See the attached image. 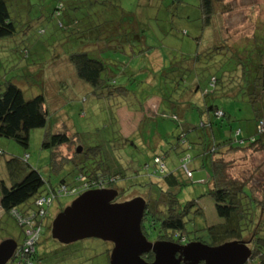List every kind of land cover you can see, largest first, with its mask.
<instances>
[{
  "label": "trees",
  "instance_id": "1",
  "mask_svg": "<svg viewBox=\"0 0 264 264\" xmlns=\"http://www.w3.org/2000/svg\"><path fill=\"white\" fill-rule=\"evenodd\" d=\"M17 1L0 0V40L19 35L8 4L10 3L13 11L22 10L20 2L18 4ZM153 1H142L144 7L140 10L143 16L144 9L151 8ZM180 1L171 0V3ZM224 1L200 0L199 19L202 21V30L209 28L214 21L217 27L215 17L229 13L230 8ZM52 13L56 18H66V28H78L77 31L72 30L69 33L68 39L78 37L77 39L84 40L78 51L67 54V60L72 65L77 79L89 86L93 98L106 97L110 101L116 100L120 102L119 106H125L135 112L142 110L150 99L158 97L160 101L156 115L160 114L162 119L177 123L185 119L187 112H198L201 125L197 128L200 130L195 131V128L187 126L174 137L170 146L171 150L181 154L179 157L185 154L201 163L202 167L207 164L210 170L211 187L197 200L209 196L213 200L215 213L222 222L210 226H206L204 222L202 231L205 233L196 237V241L205 243L203 239L208 238L211 246L230 241H244L251 249V257L246 264H264V180L253 187L250 185L251 179L248 181L234 177L228 171L232 167V161L225 159L227 155L246 154L248 151L264 155V31L258 38L252 37V42L243 46L228 47L222 39L210 48H197L192 54L179 57L173 55L167 59L160 47L147 45L145 32L148 28H145V21L138 20L136 13L128 14L121 10L115 0H72L69 3L67 0H56ZM76 13H79L80 17L73 15ZM110 26H116L119 32L110 30L111 35L107 36ZM58 27H63L61 22ZM26 40L15 51L20 59L26 58L29 53ZM113 40L118 46H115ZM130 42L136 43L134 47L137 50L131 53L139 60L138 67L140 62L143 63L142 67L135 73L131 70L132 73L126 77L122 76L123 73L115 75L107 68L106 61L110 57H102L115 55L124 46H129L132 50L133 45ZM87 45L91 46L87 48ZM140 75L145 76L140 83L153 86L154 95L147 94V90L143 91L144 85L136 84L130 87L134 82H139L137 76ZM122 77L125 78L121 79ZM139 95H142L140 100ZM225 99H229L235 106L242 103L250 107L251 114L250 118H247V124L254 123L252 134L246 132L245 135L242 130H237L234 139L216 140L213 127L228 124L231 129L230 120L234 118L226 111V107L221 105L220 100ZM130 101H134L135 106H130ZM217 112L224 116L217 118ZM203 116L206 118L202 119ZM48 123L49 111L43 94L26 99L13 81H5L4 89L0 93V139L12 140L27 148L30 132L44 129L41 148L52 151L49 162L51 170L61 171L70 165L74 171L70 183L67 184L63 179L58 185L52 186L44 181L39 170L32 168L26 160L11 155L6 157L0 149V156L5 158L4 170L9 181L8 185L0 181V209L3 216L12 219L20 231L22 239L17 243L18 247L26 240V226L19 222L21 219L32 216L34 230H38L33 251L23 253L22 256L19 254V258L12 259L8 264H35L40 261L37 246L43 232L50 240L57 242L51 238V225L48 223L49 210L56 199L69 195L79 196L99 188L115 190L117 198H120L128 187H123V184L135 176H128L125 167L112 162V158L107 154L109 150L105 152L101 145L85 147L79 133L70 134L65 127L64 130L49 128ZM119 139L130 143V138ZM155 140L154 147L161 143V140L157 142L156 137ZM131 144L134 145L133 142ZM78 146L80 151L77 150ZM62 147H74L73 156L64 155L57 159L55 151ZM165 155L154 154L151 165H145L144 175L147 181L143 186H146L147 190L153 189L158 200L163 203H158L156 197L151 198L152 192L148 191L142 196L146 201V208L141 230L144 235L149 228L151 231L156 230L154 239L157 241L184 244L190 240L189 234L198 232L195 221H204L205 212L197 204V200L183 202L179 199L178 194L184 185L173 171L166 169ZM157 158L164 165L163 172L155 165ZM191 172L193 176V170ZM188 180L192 181V177ZM42 198L43 204L37 205ZM150 203L154 204V209ZM156 204L158 205L155 206ZM162 204L165 205L163 212H157L156 209ZM6 239L14 240L12 236L3 240ZM64 247L52 252L54 259L59 257L61 249L66 250ZM112 248L111 244L104 264H109ZM70 258L69 255H60L58 264L89 263V260L81 256L72 262ZM151 258L152 253H148L147 260Z\"/></svg>",
  "mask_w": 264,
  "mask_h": 264
},
{
  "label": "rangeland",
  "instance_id": "2",
  "mask_svg": "<svg viewBox=\"0 0 264 264\" xmlns=\"http://www.w3.org/2000/svg\"><path fill=\"white\" fill-rule=\"evenodd\" d=\"M67 1L69 3L72 0ZM142 1L115 0V3L124 12L136 13L138 20L145 21V28H148V31L145 32L147 45L160 47V51L167 59L173 55L179 57L183 54H192L197 48L198 50L210 48L222 39L228 47L243 46L246 43H251L252 37L258 38L264 31V0H225L226 6L230 8L229 13H222L215 17L218 23L217 27H215L216 21H214L213 25L203 30L202 21L199 19L200 0H181L177 3H171V0H154L151 8L144 9V16L140 10L144 7ZM17 2L18 4L20 2L22 10L15 9L13 11L10 3L8 4L19 35L0 40V93L4 89L5 81H13L22 90L26 99L43 94L49 111V128L57 127V130H64L65 127L70 134L79 133L85 147L101 145L105 152L109 150L107 154L112 158V162L127 169L128 176L135 174L134 179H128L123 184V187L125 185L131 187L129 189L127 187L125 193L122 191L124 196L120 195V198L115 199L114 202L123 203L135 197H142L149 191V193L152 192L151 198L156 197L158 203H163L158 200L153 189L147 190L146 186H143L147 181V177L144 175L145 165H151L154 154H166V169L173 171L174 175L179 177L183 183L184 186L181 187L178 194L181 201L197 200L198 197L204 195L211 187L209 184L210 170L207 164L202 167L201 163L196 162L195 159L190 157L187 159L185 154L179 157L181 154L178 155V152L170 149L174 137L187 126L195 128V131L200 130L197 128L201 125L198 112H187L186 118L177 123L162 119L160 114L156 115L158 113L155 104L157 100H154L155 103L149 101L150 103L144 104L142 110L133 112L125 106H119V101H110L106 97L93 98L89 92V86L77 79L72 65L67 60V54L78 51L84 40L83 38L77 39L78 37L67 38L72 30L77 31L78 28L68 29L65 26L66 18H56L52 15L56 0H18ZM73 15L80 17L79 13ZM59 22L62 23V28L58 27ZM112 27L116 28V26H110L107 36L111 35L110 30L119 32L118 28H114V30L111 29ZM25 39H27L26 45L29 48V53L26 58L20 59L15 51ZM130 43L133 45L132 50L129 46H124L115 55L108 54V56L102 57H110L105 61L108 70L113 74L123 73L122 76L126 77L132 71L135 73L137 69L139 70L143 64L140 62L138 67L139 60L131 53L132 51L136 52L137 48L134 47L136 43ZM115 46L118 45L115 43ZM144 78V75L137 76L139 82H134L135 84L130 87L141 84L144 85L143 91L147 90V94L154 95L153 86L140 83ZM141 96H138L139 100ZM134 103V101L129 102L132 107L135 106ZM231 104L233 105V103ZM226 111H229L234 117L230 120L232 128L229 129L228 124L223 127L219 125L213 127V135L217 141L224 138L234 139L236 131L242 129V124L248 123L247 118H250L249 114H251L250 107L242 103L236 104L235 107L228 106ZM223 116L221 113L217 118ZM182 117L184 118L183 115ZM224 122L226 121L224 120ZM44 132V129L32 130L29 134L27 148L21 147L12 140L0 139V149L6 154V157L11 155L26 160L32 168L39 170L43 180L50 185L56 186L63 179L68 184L73 179L74 171L70 165L65 166L61 171L51 170L49 162L52 151L41 148ZM242 132L245 134V129H242ZM193 136H195L194 133ZM123 137L130 138V143L119 139ZM155 137L158 139L157 142L161 140V143L156 147L153 146L156 141ZM68 148L62 147L56 150L57 159L64 155L72 157L74 147ZM190 154L192 157V152ZM182 159L187 162V168L193 170L192 181L186 180L185 172L180 170ZM225 159L232 161V167L228 171L234 177L238 176L240 179L248 181L251 179L250 185L253 187L258 182H263V154L248 151L246 154L227 155ZM4 162L5 158L0 156V181L2 180L8 185ZM77 197L78 195H69L56 199L49 210V225L58 212H61ZM197 204L205 212V220L196 219L195 224L198 232L188 235L190 236L189 242H199L196 241V237L205 233L202 231L205 224L210 226L222 222L217 217L213 200L209 196L200 198L197 200ZM150 206L154 209L153 203H150ZM164 206V204L159 205L156 211L162 213ZM150 229H147V234L150 240H154L157 231ZM8 236H12L18 244L22 239L13 220L3 216L0 209V242ZM203 240L205 242L203 244L211 246L210 239L204 238ZM63 247L66 250L61 249L59 257L63 254L69 255L71 262L81 256L83 259L89 260L87 264H104L106 253L111 249V244L99 239H84L62 245L50 240V237L43 232L37 246V255H39L40 261H36L35 264H58L59 257L54 259L55 255L52 252Z\"/></svg>",
  "mask_w": 264,
  "mask_h": 264
},
{
  "label": "water",
  "instance_id": "3",
  "mask_svg": "<svg viewBox=\"0 0 264 264\" xmlns=\"http://www.w3.org/2000/svg\"><path fill=\"white\" fill-rule=\"evenodd\" d=\"M116 197L117 192L112 189L82 193L53 218L51 238L63 245L84 239L109 242L113 245L109 264H246L251 257V249L244 241L218 246L201 242L151 243L141 230L146 208L144 198L114 203ZM17 249L13 239L0 242V264L14 259ZM148 253L154 255L152 262L143 259Z\"/></svg>",
  "mask_w": 264,
  "mask_h": 264
},
{
  "label": "built area",
  "instance_id": "4",
  "mask_svg": "<svg viewBox=\"0 0 264 264\" xmlns=\"http://www.w3.org/2000/svg\"><path fill=\"white\" fill-rule=\"evenodd\" d=\"M221 115V112H217L216 113V116ZM187 159H189V156H186ZM155 165L158 166L160 172H163V169H164V165L161 163V160L160 159H155ZM188 164L187 162H185L184 159H182V165L180 167V170L183 171V173L185 172V176L186 179H190L192 177V172H191V169L187 168ZM83 180V179H81ZM101 189V188H99ZM44 202V199H40L38 202H37V205H42ZM43 213V212H41ZM32 216L31 217H28L26 219H21L19 222L21 224H24V226H26V230H25V237H26V240L25 242L22 244V246L18 247L17 249V252L15 253V256L14 258L18 257L19 254H21V256L23 255V253H30L33 251V246L35 244V240L36 238L38 237V230H34V223H33V220H32ZM19 258V257H18Z\"/></svg>",
  "mask_w": 264,
  "mask_h": 264
},
{
  "label": "crops",
  "instance_id": "5",
  "mask_svg": "<svg viewBox=\"0 0 264 264\" xmlns=\"http://www.w3.org/2000/svg\"><path fill=\"white\" fill-rule=\"evenodd\" d=\"M142 66H140V68H141ZM148 67H149V65L146 67V69L148 70ZM153 100V101H152ZM154 100H157V103H155V101ZM149 101H151V103H155L156 104V109L158 110V106H159V98L158 97H155V99H150ZM148 101V102H149ZM220 102V101H219ZM147 103V102H146ZM145 103V104H146ZM150 103V102H149ZM221 105L222 106H224V107H228V106H234L235 107V104H231V101L229 100V99H225V100H221ZM205 116H203L202 117V119L204 118ZM186 118V117H185ZM206 118V117H205ZM242 129H245V132H247L248 134H252V131H253V129H254V123H250V124H242ZM232 128V127H231ZM241 128L240 129H238V130H242ZM165 166H166V164H165ZM169 171V170H168Z\"/></svg>",
  "mask_w": 264,
  "mask_h": 264
},
{
  "label": "flooded vegetation",
  "instance_id": "6",
  "mask_svg": "<svg viewBox=\"0 0 264 264\" xmlns=\"http://www.w3.org/2000/svg\"><path fill=\"white\" fill-rule=\"evenodd\" d=\"M116 198H117V197H116ZM116 198H115V199H116ZM113 202H114V201H113ZM114 203H120V202L115 201ZM146 233H147V232H146ZM145 236H146L147 240H148L149 242H151V243H154V242L157 241V239H154V240L152 239V240H150L148 234H146ZM188 243H191V242L187 241L186 243L181 244V245H186V244H188ZM144 257H146V259H145ZM147 257H148V254H146L145 256H143V259H145V261H147V262H152V261H153V258H154V255L152 254V258H151V260H147ZM182 264H184V263H182ZM201 264H202V263H201Z\"/></svg>",
  "mask_w": 264,
  "mask_h": 264
},
{
  "label": "bare ground",
  "instance_id": "7",
  "mask_svg": "<svg viewBox=\"0 0 264 264\" xmlns=\"http://www.w3.org/2000/svg\"><path fill=\"white\" fill-rule=\"evenodd\" d=\"M111 244V243H110Z\"/></svg>",
  "mask_w": 264,
  "mask_h": 264
}]
</instances>
